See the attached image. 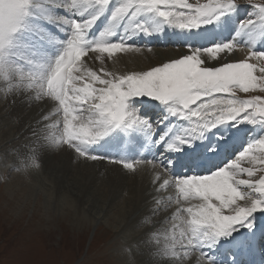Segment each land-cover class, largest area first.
<instances>
[{"label":"snow or ice","instance_id":"obj_1","mask_svg":"<svg viewBox=\"0 0 264 264\" xmlns=\"http://www.w3.org/2000/svg\"><path fill=\"white\" fill-rule=\"evenodd\" d=\"M168 30L186 38L188 54L123 75L103 66L105 57L139 52L138 37ZM192 37L206 43H187ZM241 46L244 59L222 61ZM89 53L99 69L84 60ZM257 91L264 0H0V93L53 105L14 171L39 168L40 149L66 147L131 174L151 164L160 169L157 191L175 189L163 239L153 229L125 241L133 256L146 243L153 260L170 264L193 252L199 264H264V95H239ZM241 135L246 147L236 148ZM109 148L123 154H96ZM156 211L130 231L149 227Z\"/></svg>","mask_w":264,"mask_h":264},{"label":"bare ground","instance_id":"obj_2","mask_svg":"<svg viewBox=\"0 0 264 264\" xmlns=\"http://www.w3.org/2000/svg\"><path fill=\"white\" fill-rule=\"evenodd\" d=\"M183 42H186V38L183 35H175L172 30L150 37H138L136 39V45L150 47V51H147V49L144 52L145 54L148 52V54H146L147 57L154 60V67L170 60L178 59L180 57L179 54H182L183 50H175V47H179ZM187 43H195L199 46L200 44L206 43V41L201 37H192L187 40ZM163 46H169L171 50L168 51L163 49ZM240 48L245 51H240ZM240 48L232 54H221V59H224L223 61H238L244 59L248 53V48L246 46H241ZM120 55L124 57L127 56V53H122ZM84 60L88 63L89 67L93 69H99L101 67L100 62L96 60L95 54L93 53H89L88 56L84 57ZM211 63H216V61H211ZM123 64L125 65V63ZM103 66L106 67L108 71L115 72L119 75L127 74L123 72L125 69L120 67L121 64L110 61L108 57H105ZM2 94L3 93H0V101H5L3 105L4 108L0 107V111H4V109H7L9 105H11L8 115L20 120L21 122H19L23 126L20 128V125H18L19 130H17L13 139L11 140L12 135L9 137L11 141L0 143V153H9L4 154L2 160H8L13 164L12 168H14V166H18L19 158L28 153L29 148L33 146V142L36 140V137L33 135V128L39 127L37 121H39L42 116L48 114L53 108V105L47 100L43 102L29 100L27 96L22 93L10 94V96L7 97L8 102L5 103L7 99H5ZM26 108H30L31 113L27 116L26 121H23L20 116ZM53 119H56V117H53ZM15 129L16 128H12V130ZM17 134H19V136L16 138ZM246 144L247 138L243 135H241L239 140L234 142L236 148H241V145L246 147ZM39 151V160L42 158V154L58 156L56 161L50 162L47 165L40 161V168L47 176L44 180L50 182V193H53V195L57 194L59 198L62 197L64 200H67V204L63 205H65V208L68 205L69 215L71 216L70 218L74 226H81L83 230L87 229L92 225L94 217H96V219L100 218V215H96V212H94L96 209L99 210V212L104 211L105 216L107 214L108 218H105V225L108 226L109 229L111 228L112 231L109 230V232L103 236L108 240L112 238L113 242L110 244L107 243L108 241L103 243L104 249H102L107 250V248L110 247L113 251L110 254L103 251L104 253H101L102 255L105 254L103 259L110 256V259H112L111 264H118V262L120 264H126V262H129V264H170L169 261L153 260L149 253L153 252L155 249L152 245L146 243L141 245L135 256L124 251L127 246L125 241L128 243L142 241L146 239V234L153 229H159L161 239H163L164 232L170 227L171 221L169 218L177 207L174 203L177 193L173 187H169L164 191H157L159 182H155V175L160 171L159 168L153 169L152 165L137 166L135 174H131L123 170L120 165H113V163L107 164V160L89 161L86 160V158L77 157L72 150L66 147L59 148V150L40 149ZM119 153L117 148H109L100 149L96 154L117 156ZM144 154L147 155L148 153ZM149 156L151 158L150 154ZM107 162L109 163V161ZM48 169L50 170L48 171ZM179 170L186 171L185 169ZM37 172L38 169L32 174H36ZM52 172L54 173L50 176L49 174ZM21 173L23 176L31 174L29 172H24V174L23 172ZM37 174H39V172ZM37 174L33 175V177L37 176ZM258 176L259 174L257 178ZM65 196H67L66 199L64 198ZM153 197H155V199H153ZM156 200L160 201L159 205L156 204ZM121 205L124 206L121 207ZM154 207L157 208V211L151 218L152 224L147 228L141 226L138 231L131 232V226L139 225L142 216ZM63 215H66L65 211ZM261 220L264 222V217H262ZM72 229L74 228L72 227ZM100 230H102V228H100ZM98 236H101V234H98ZM98 240H100V238ZM102 240L100 241L102 242ZM198 257L199 253L193 252L190 258L183 261V264H199Z\"/></svg>","mask_w":264,"mask_h":264},{"label":"rangeland","instance_id":"obj_3","mask_svg":"<svg viewBox=\"0 0 264 264\" xmlns=\"http://www.w3.org/2000/svg\"><path fill=\"white\" fill-rule=\"evenodd\" d=\"M190 2H195V0H190ZM201 2H204V0H201ZM239 2L241 5H247V0H239ZM256 2H260V0H256ZM139 47V52H128L127 56L124 57L117 54L116 57L109 58V60L121 64L120 67H123L125 69L123 72L126 73L137 70L145 71L154 67V60L147 57L146 54H148V52L146 54L144 52L147 49V51H150V47H145V45H139ZM163 47V49L168 51L171 50L169 46ZM181 49L183 51L182 54H179L180 57L186 53L188 54L186 46L183 48L175 47V50ZM240 49V51H245L242 48ZM223 60L224 59H222V61ZM228 61L226 60L224 62ZM123 63H125V65ZM239 95L248 98L253 95H264V93L257 91L248 94L239 93ZM2 96H4V94H2ZM9 96L10 94L7 97ZM4 101L5 100L0 101V107L2 108H4ZM7 102L8 99L5 103ZM10 106L11 105H9L7 109H4V111H0V143L11 141L17 130H19L18 125H20V128L23 127L20 120L8 115L10 113ZM30 113L31 109L26 108V110L21 113L20 118L26 121ZM12 128L16 129L12 130ZM10 135H12L11 140L9 139ZM18 136L19 134L16 135V138ZM7 153L8 152L0 153V264H111L112 259H110V256L103 259L105 254H101L104 252L110 254L113 251L110 247L107 248V250H103V243L108 241L107 243L110 244L113 242L112 238L108 240L103 236L107 234L109 230L112 231L111 228L109 229V227L105 225V218H108L107 214L105 216L104 211H102V213L96 209L94 212H96V215H100V218L96 219V217H94L92 225L87 229L83 230L81 226H74L70 218L71 216L69 215L68 205L66 208L64 207L67 204V200H64L62 197L59 198L57 194L53 195V193H50V182L44 180L45 177H47L44 171L41 170L40 167L32 168L27 171L31 173L30 175L23 176L21 172L14 171L12 163L6 159L2 160V156ZM57 158L58 156L42 154V158H40L39 162L41 161L47 165L50 162L56 161ZM106 163L110 164V162L108 163L107 161ZM147 165L150 166L151 164L145 163L140 166ZM37 169L39 174H37V172V176L33 177V175L36 174L32 173ZM49 170L50 169H48V171ZM53 173L54 172L49 175L52 176ZM41 174L44 177H42ZM64 198L66 199L67 196ZM12 199L15 200L13 201ZM50 203H53L52 206ZM123 206L124 205H121V207ZM63 210L66 212L65 216L63 215ZM72 227L74 229H72ZM100 228H102V230H100ZM98 234H101V236H98ZM99 238L100 240L103 239L102 242L98 240ZM118 264L120 263L118 262Z\"/></svg>","mask_w":264,"mask_h":264}]
</instances>
